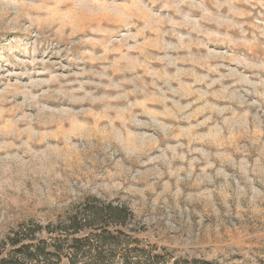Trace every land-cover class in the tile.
Segmentation results:
<instances>
[{"label":"rangeland","instance_id":"rangeland-1","mask_svg":"<svg viewBox=\"0 0 264 264\" xmlns=\"http://www.w3.org/2000/svg\"><path fill=\"white\" fill-rule=\"evenodd\" d=\"M109 205L170 260L264 264V0H0V251Z\"/></svg>","mask_w":264,"mask_h":264},{"label":"trees","instance_id":"trees-1","mask_svg":"<svg viewBox=\"0 0 264 264\" xmlns=\"http://www.w3.org/2000/svg\"><path fill=\"white\" fill-rule=\"evenodd\" d=\"M107 211L109 220L100 225H96L100 222L95 209L75 213L64 230L57 234L46 230L50 235L47 239L35 238L34 234L29 236V232L20 227L3 242L0 264H60L62 259L67 264H197L170 260V256L165 257L164 250L156 246H148L145 250L134 238L133 242L124 241L125 211L111 205L107 206ZM110 226L119 228L111 232L108 231ZM37 231L42 233L44 229L38 226Z\"/></svg>","mask_w":264,"mask_h":264}]
</instances>
